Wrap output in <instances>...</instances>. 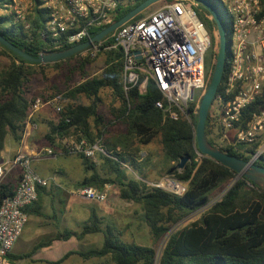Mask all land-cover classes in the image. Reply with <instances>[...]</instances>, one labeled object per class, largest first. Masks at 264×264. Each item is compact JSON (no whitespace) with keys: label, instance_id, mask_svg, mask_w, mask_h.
Listing matches in <instances>:
<instances>
[{"label":"trees","instance_id":"obj_1","mask_svg":"<svg viewBox=\"0 0 264 264\" xmlns=\"http://www.w3.org/2000/svg\"><path fill=\"white\" fill-rule=\"evenodd\" d=\"M143 0H137L131 6L118 10L114 21ZM218 9L226 28L228 22L226 12L215 0H210ZM9 0H0V34L25 53L36 56L41 51H61L73 45L64 44L53 48L45 32L44 12L37 7L29 15V28L24 29L16 23L8 13ZM135 16L133 19L139 18ZM102 26L91 33L105 28ZM111 33L102 40H108ZM218 45L212 43L205 55V66L208 71L214 68ZM12 56L10 65L0 71V159L7 136L14 141L22 139L24 125L31 102L35 98L29 96L28 82L34 74L35 67L49 64L58 66L62 62L76 57L79 53L52 63L38 64L28 62L0 44V57ZM104 56V67L98 75L89 77L84 68L93 61L84 57L74 71H81L80 80L65 89L61 96L65 103L60 107L57 116L48 123L46 139L53 145L55 141L73 137L85 139L89 143L98 142L107 155L102 157L105 176L99 174L96 164L82 154L78 156L87 171L79 186L102 188L105 183H116L118 196L124 201L138 204L142 210V220L147 226L152 245L125 242L121 230L111 224L102 225V218L94 208L80 230L65 229L49 240L36 243L32 249L18 256L9 254L12 260L31 257L39 248L50 245L54 240L78 241L87 234L101 233L103 240L100 246L78 250L69 247L58 259L48 264H60L67 257L76 254L83 259L107 257L113 264H264V187L254 184L244 177L238 178L236 173L215 160L202 155L197 158L195 141L196 114L191 121L184 119L170 120L164 118L162 112L155 107L160 94L149 80L146 90L139 93L137 85L125 93L122 88V52L120 48L101 49ZM73 71V72H74ZM228 71V56L225 62L223 77L212 100L222 90ZM103 89L110 90L117 106L110 109L111 117L106 119L98 111ZM83 96L88 103L78 102ZM196 101L190 104V110ZM264 106V97H259L241 112L240 123L244 127L253 111ZM114 122L121 123L125 130L115 136H105L108 126ZM221 128L216 124L214 112L209 110L205 123V135L210 145L220 150L249 160L261 144V140L253 143L220 142ZM264 136V135H263ZM261 136V137H263ZM159 138L165 162L168 167L164 173L176 180L186 183L181 195L150 186L140 178L128 177L123 166L135 168L142 152V146ZM261 139V138H260ZM187 156L181 168L177 167L179 159ZM1 161V160H0ZM255 163L264 167V153ZM232 180L230 186L216 199L211 201L212 193ZM15 186L9 181L0 182V200L12 195ZM29 212V208H26ZM192 213H199L197 219L181 225V221ZM162 239L159 251L155 244Z\"/></svg>","mask_w":264,"mask_h":264},{"label":"built area","instance_id":"obj_2","mask_svg":"<svg viewBox=\"0 0 264 264\" xmlns=\"http://www.w3.org/2000/svg\"><path fill=\"white\" fill-rule=\"evenodd\" d=\"M136 1L9 0L8 13L26 30L29 15L36 7L42 10L46 16L42 36L48 39L50 46L59 48L86 41L97 28L113 23L118 10ZM215 1L224 8L229 19L226 35L228 71L210 110L222 131L220 142L237 144L261 140L251 156L256 160L264 153V106L250 114L244 127L239 123L242 110L264 97V0ZM196 8L197 0H168L139 18L126 21L111 32L107 41L94 42L87 50L95 56L101 49L120 48L124 92L137 85L139 93H143L151 80L160 94L155 107L164 118L190 122L199 101L194 98V90L200 89L202 94L211 75L205 66V55L213 42L218 45L216 26L210 33L198 17ZM192 101L196 104L190 110ZM45 103L52 105L58 114L60 105L55 97L49 100L34 98L22 138L36 129L33 116ZM61 143L68 154H82L90 159L97 153L107 155L98 142L89 143L83 138H64ZM55 154L56 151L48 147L30 153L18 151L10 159L9 166L19 167L20 174L13 194L0 200V264H15L9 254L27 223L26 208L37 200L38 187L47 184V180L32 168L31 159ZM196 155L197 158L202 156L198 150ZM8 170L0 164V182ZM147 184L177 195L186 189V183L167 175ZM115 191L113 183H105L100 189L78 186L74 192L83 200L104 203Z\"/></svg>","mask_w":264,"mask_h":264},{"label":"rangeland","instance_id":"obj_3","mask_svg":"<svg viewBox=\"0 0 264 264\" xmlns=\"http://www.w3.org/2000/svg\"><path fill=\"white\" fill-rule=\"evenodd\" d=\"M168 0H159L153 4H150L146 9L139 12L137 15H143L147 12V10H151L156 8L157 6L163 4ZM214 1V0H213ZM142 2V1H141ZM198 17L204 24V26L211 33L212 29L215 27V23L207 9L203 6L201 2L197 1L196 8ZM136 15V16H137ZM134 18V17H133ZM224 21L227 23L229 21L228 17L224 18ZM84 57H90L93 61L87 64L84 68L86 74L91 77L98 75L104 67V56L102 53L98 52L95 56L90 55V51L85 49L79 52V54L71 60L62 62L60 65L55 66L52 64L43 66V67H35V72L32 75L30 81L28 82L29 87V96L40 97L42 100H49L51 98H56L60 107L65 103L62 99V92L68 88L69 85L76 83L80 80L81 71L77 69L74 71V67L79 64V62ZM12 61V56L7 52V54L2 55L0 57V71L6 69L10 62ZM74 71V72H73ZM100 102L98 111L105 116L106 119L111 117L110 109L113 106H117V101L114 100L113 95L110 90L103 89L99 93ZM201 96V90H194V98L199 99ZM78 102L88 103V100L83 96H80L77 100ZM38 112V111H37ZM39 115L43 117L51 116L56 117L57 113L54 108L50 104H43L38 112ZM36 130V129H35ZM108 132L105 136H115L125 130V127L119 123L114 122L112 125L108 126ZM5 146H11L12 150H15L18 146V142L14 141L10 136L6 137ZM4 146V148H5ZM51 147L56 151L55 155L52 156H43L40 158H48L46 160V164L50 167V170L44 172L46 175H51L52 170H57L58 168L64 167L69 168L71 164L68 163L66 157L59 156L61 155H74L65 153L62 149L61 140H56L55 144L51 145ZM3 148V149H4ZM6 153L5 150L3 151ZM143 155L146 157V161L140 162L137 164L135 168L131 166H123V171L126 173L128 177L140 178L143 174L144 169L150 175H156L161 170L166 169L168 164L165 162L164 154L161 149V145L159 143V138L155 137L150 143L142 146ZM97 158L101 160L100 163L97 164L99 170H104L102 167L103 159L99 153L96 154ZM141 155V154H140ZM8 158V157H7ZM39 159V158H38ZM1 160V159H0ZM1 163V162H0ZM5 166H9L5 164ZM148 166V168H147ZM147 168V169H146ZM9 172V170H8ZM74 175H80V170L76 166L72 170ZM161 173V172H160ZM62 180H65L64 177L61 176ZM160 179V178H159ZM154 182V181H153ZM232 180H229L225 184L221 185L217 188L211 195V201L222 195V193L230 186ZM115 186V193H111L110 198L107 202L99 203L96 201H84L79 198L76 194L68 193V192H58L55 195L56 204H61L60 201L64 199L66 201L69 208L73 209V223L70 227L73 230H80L83 223L88 218L87 208L89 206H93L97 212V214L102 218V225L111 224L115 226L117 229L121 230L122 235L121 238L125 242H135L142 245H152V239L149 235L147 226L142 220V210L140 206L131 201H124L118 196V187L116 183H113ZM60 200V201H59ZM62 202V204H64ZM61 204V205H62ZM86 213V214H85ZM88 215V216H87ZM199 213H192L188 215L185 219L181 221V225L188 224L189 222L197 219ZM25 238V237H23ZM103 240V236L101 233L95 234H87L83 237V239L78 241H72V243H66L67 249L69 247L85 250L88 248L98 247L101 245ZM32 242H27L22 245V251L27 252L30 250ZM162 245V239L155 244L156 251L158 252ZM66 248V247H65ZM66 249V250H67ZM15 264H48L43 260L35 261L30 258L17 259L14 261ZM60 264H113L107 257H92L89 259H83L76 254H72L67 257Z\"/></svg>","mask_w":264,"mask_h":264},{"label":"crops","instance_id":"obj_4","mask_svg":"<svg viewBox=\"0 0 264 264\" xmlns=\"http://www.w3.org/2000/svg\"><path fill=\"white\" fill-rule=\"evenodd\" d=\"M38 112L36 111L33 116V120L37 124L36 130L34 129L30 131L27 136L23 137L21 141L18 142V146L15 150H12L11 146H5V148L1 151L0 164L9 165L10 159L18 151L30 153L31 151L37 149L51 147L52 144L46 139L45 134L48 129V123L53 121L54 117H43L39 115ZM4 150L6 152L5 154L3 152ZM59 156L66 157L68 163L71 164V167L69 168L68 165V168L61 167L57 170H52L51 175H46L44 173L50 170V167L46 164V160L48 158L34 157L31 159L32 168L35 170L36 173H38L40 176L47 180V184L45 186L38 187L37 200L28 206V220L23 228L21 235L13 245V248L10 253L13 256H18L20 254L27 253L32 249V247L36 243L49 240L54 237L58 232H61L65 229H71L70 227L72 226L74 218L73 209L69 208V206L66 204L67 202H64V199H62L61 201L59 200L61 204L62 202H64V204H56L55 195L58 192H68L75 194L74 191L79 186V182L85 176H88L91 171L85 170L82 164V160L79 156H64L61 154ZM90 160L96 164V168L99 174L105 176V171L99 170L97 167V164L101 162V160L97 158V155L95 154L94 157ZM146 160V157L143 155V153H141L138 159L139 163ZM76 166L80 170V175H74L72 173V170L74 168L76 169ZM7 167L9 168V172H7L2 181H9L13 186H15L18 181L20 169L17 166ZM164 171L165 169L161 170V173L159 172L156 175H150L144 169L142 174L144 175L143 180L146 181V183L156 181L162 176L166 175ZM61 176L64 177L65 180H62ZM92 207L93 206H89L87 208L88 215L90 213V208ZM27 242H32V245L29 251L23 252L22 245ZM66 243H68L67 240H54L50 245L39 248L29 258L35 261L56 260L66 252ZM69 243H72V241L70 240ZM10 259L12 260V258Z\"/></svg>","mask_w":264,"mask_h":264},{"label":"water","instance_id":"obj_5","mask_svg":"<svg viewBox=\"0 0 264 264\" xmlns=\"http://www.w3.org/2000/svg\"><path fill=\"white\" fill-rule=\"evenodd\" d=\"M159 0H143L137 6L128 11L124 16L106 26L95 35L91 36L84 42L75 44L65 50L61 51H41L36 56H31L23 50L16 47L12 42L7 40L0 34V44L22 57L28 62L46 64L56 62L66 57L72 56L82 50L92 46L94 42H98L113 32L126 21L135 17L139 12L145 9L150 4ZM201 2L212 16L218 34V49L214 68L208 81L206 90L201 94L196 111V124H195V141L197 150L204 156H207L216 162L228 167L236 173L238 178L244 177L254 184L264 187V167L255 163V160L241 159L237 156L230 155L217 147L209 144L205 135V123L210 110L212 100L216 94L219 83L222 80L225 62L227 58V41H226V28L217 7L210 0H197ZM187 160V156L179 159L177 167L181 168Z\"/></svg>","mask_w":264,"mask_h":264}]
</instances>
